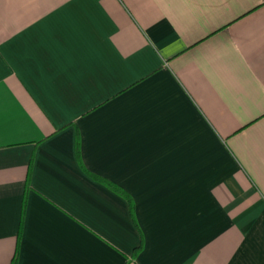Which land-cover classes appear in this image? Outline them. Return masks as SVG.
<instances>
[{
    "label": "crops",
    "instance_id": "crops-1",
    "mask_svg": "<svg viewBox=\"0 0 264 264\" xmlns=\"http://www.w3.org/2000/svg\"><path fill=\"white\" fill-rule=\"evenodd\" d=\"M24 198L16 264H264V0H0V264Z\"/></svg>",
    "mask_w": 264,
    "mask_h": 264
},
{
    "label": "trees",
    "instance_id": "trees-1",
    "mask_svg": "<svg viewBox=\"0 0 264 264\" xmlns=\"http://www.w3.org/2000/svg\"><path fill=\"white\" fill-rule=\"evenodd\" d=\"M127 200H128V202H131L129 198H127ZM25 205H26V199L24 198L23 201H22L21 219H20L19 232H18V237H17V249H16V254H15L11 264H16V261H17V252H18V247H19L20 238H21Z\"/></svg>",
    "mask_w": 264,
    "mask_h": 264
}]
</instances>
